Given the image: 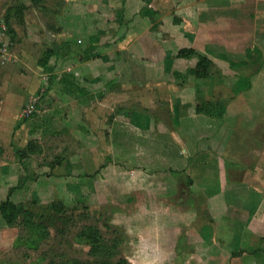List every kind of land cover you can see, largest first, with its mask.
<instances>
[{"label": "rangeland", "instance_id": "1", "mask_svg": "<svg viewBox=\"0 0 264 264\" xmlns=\"http://www.w3.org/2000/svg\"><path fill=\"white\" fill-rule=\"evenodd\" d=\"M184 47L212 62L206 78ZM172 102L226 103L255 118L246 145L264 147V0H0V205L16 188L29 213L9 225L0 212V264H264V235L219 225L137 150L134 115L166 131Z\"/></svg>", "mask_w": 264, "mask_h": 264}, {"label": "crops", "instance_id": "2", "mask_svg": "<svg viewBox=\"0 0 264 264\" xmlns=\"http://www.w3.org/2000/svg\"><path fill=\"white\" fill-rule=\"evenodd\" d=\"M235 101L231 100L230 105L233 106ZM181 104L172 102L177 115L166 131L155 128L156 119L151 117L153 122L147 115L140 122V117H143L140 113L134 115L137 122L141 123L140 127H134L133 124L129 127L134 132L140 131L139 136L135 135L139 143L137 150L140 142L150 147L151 160L148 164L151 165L152 174L167 170L173 178H182L187 191L194 194V199L201 198L209 209H212V205L216 206L215 217L222 219L218 221L219 225L233 223L238 227L242 225L244 231H257L264 235V147L246 145L244 140L252 135L250 130L255 126V118L243 112L229 114L226 109L219 119L197 113V104L190 108L192 111ZM229 119L232 125L227 130L225 126ZM120 123L113 125L118 147L121 146L122 136L128 135L127 127ZM159 155H163V158ZM241 166L244 167L242 170L234 169ZM227 169L235 173L228 185ZM234 210L238 211L237 215ZM214 263L217 264V260Z\"/></svg>", "mask_w": 264, "mask_h": 264}, {"label": "trees", "instance_id": "3", "mask_svg": "<svg viewBox=\"0 0 264 264\" xmlns=\"http://www.w3.org/2000/svg\"><path fill=\"white\" fill-rule=\"evenodd\" d=\"M97 46L96 45H90L88 48H83L82 54L80 55V57L82 56V60L84 61H89L90 59H92L94 52L96 51ZM62 52L60 50H55L53 52H47L45 54V56L42 58V60L39 61V63L42 66H46L50 60V58L52 56H57L58 58L62 55ZM84 53V54H83ZM178 58H184V59H190V58H197L198 62L195 66L194 69V75L197 78L203 79L206 78L208 75V70L211 68L212 66V62L202 56L201 54H199L196 50H194L193 48H181L178 52ZM226 103L225 104H220L219 102L217 103H213V104H201L198 105L196 107V112L200 113V114H206L212 117H216V118H222V116L225 114L226 111ZM35 114V113H34ZM33 114V115H34ZM32 115V116H33ZM31 116V117H32ZM24 181L21 180L19 182L18 187L21 188L23 185ZM16 188H12L9 191V195H8V199L3 202L0 205V212H2V214L4 215L5 221L7 222V224L12 225L14 223V220L18 217H20V214L24 215L25 217L29 215L28 210L24 207L22 208L21 206H17L16 204H14L10 198L12 196L13 190H15ZM10 211V213L5 215V212ZM32 222V219H31ZM110 250H112V248H108Z\"/></svg>", "mask_w": 264, "mask_h": 264}, {"label": "built area", "instance_id": "4", "mask_svg": "<svg viewBox=\"0 0 264 264\" xmlns=\"http://www.w3.org/2000/svg\"><path fill=\"white\" fill-rule=\"evenodd\" d=\"M37 105V100H30L24 109V116L30 118L36 112Z\"/></svg>", "mask_w": 264, "mask_h": 264}]
</instances>
